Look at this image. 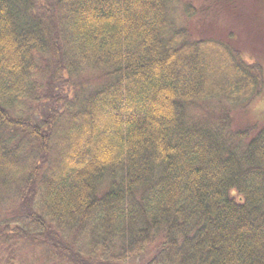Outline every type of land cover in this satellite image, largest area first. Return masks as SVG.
I'll return each mask as SVG.
<instances>
[{
  "label": "trees",
  "instance_id": "16d2710c",
  "mask_svg": "<svg viewBox=\"0 0 264 264\" xmlns=\"http://www.w3.org/2000/svg\"><path fill=\"white\" fill-rule=\"evenodd\" d=\"M257 10L0 0V264H264Z\"/></svg>",
  "mask_w": 264,
  "mask_h": 264
},
{
  "label": "rangeland",
  "instance_id": "374dc122",
  "mask_svg": "<svg viewBox=\"0 0 264 264\" xmlns=\"http://www.w3.org/2000/svg\"><path fill=\"white\" fill-rule=\"evenodd\" d=\"M260 17H262L264 15L262 10H257L256 11ZM200 25V24H198ZM248 46H250L249 44H247ZM263 52H259V50H257V54L258 56L264 58V39H263V48H262ZM256 53H254L253 51L248 52V54L246 55L247 59H249L251 62H253L255 60V56ZM263 68H264V62H262ZM262 94H260L258 97H255L252 102L250 103L249 107L244 110L245 113V117L242 119V123L241 125H244L243 127L249 128L252 126V122L254 121V118H256V122L259 123H264V87L262 89ZM244 106V105H243ZM243 112V111H242ZM190 114H192L194 116L195 119H198L201 115H202V109H195V110H190ZM156 245H153V247L151 248V252L148 249L145 253H143V257L147 254L148 256L153 255L156 252ZM144 258L140 257L137 260H133L134 264H141L143 263Z\"/></svg>",
  "mask_w": 264,
  "mask_h": 264
}]
</instances>
